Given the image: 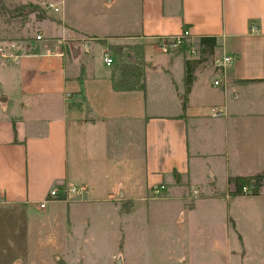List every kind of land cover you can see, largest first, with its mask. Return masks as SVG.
Wrapping results in <instances>:
<instances>
[{
  "label": "crops",
  "instance_id": "obj_1",
  "mask_svg": "<svg viewBox=\"0 0 264 264\" xmlns=\"http://www.w3.org/2000/svg\"><path fill=\"white\" fill-rule=\"evenodd\" d=\"M54 1H62L61 11L50 9L33 50L0 59V208L36 220L33 230L46 224L50 236L36 247L46 242L58 250L54 229L61 217L70 236L77 218L104 228L106 205L125 240L136 213L143 208L149 215V202L163 201V193L167 200L183 197L192 211L206 208V216L223 198L228 204L232 198H264L263 192L233 197L229 190L221 194L191 182L194 157L234 158L240 171L228 179L264 171V0H86L75 7ZM186 27L198 41L215 36L221 56L235 59L213 82H193L184 111V63L173 53L158 56L154 43ZM136 45L144 52L145 89H126L119 86L122 51L116 49ZM105 54L115 59L112 66ZM164 61L177 101L171 114L163 108V83L152 92L148 82V72L163 69ZM175 65L181 66L178 80ZM217 79L220 85H214ZM160 186L166 187L160 196L149 198ZM55 188L85 194L41 209ZM195 189L197 196L187 191Z\"/></svg>",
  "mask_w": 264,
  "mask_h": 264
},
{
  "label": "rangeland",
  "instance_id": "obj_2",
  "mask_svg": "<svg viewBox=\"0 0 264 264\" xmlns=\"http://www.w3.org/2000/svg\"><path fill=\"white\" fill-rule=\"evenodd\" d=\"M14 1L41 3L18 4L11 0H0V48L3 47L16 54L33 50L35 41L38 40L37 35L43 33L41 23L43 20H39V15H46L44 20L47 21L48 12L52 10L47 5L52 0ZM43 1L46 3L42 4ZM66 1L68 5L75 7L85 3L86 0ZM35 4L40 5V8H36ZM54 21L52 19V22ZM165 43L174 45L175 40L173 37H161L154 43L155 48L161 51L157 55L164 58L167 55L163 54L161 49ZM192 46L191 41L185 40L182 44L170 48L173 55L183 61L184 66L187 59L194 62L195 80L201 78L213 82L221 73L219 66L221 53L218 49H215L214 53H202L198 45L196 53H192ZM143 54L140 45L123 49L117 55V63L120 67L134 63L140 67L139 69H143V66H140ZM162 64L163 69L158 68L148 72V82L152 92L158 90L163 83V95L167 94V99L165 95L163 97V102H167L166 105L163 104V108L169 111L166 112L167 114H171L174 113L177 101L175 96H172L174 86L171 85V73L167 71L166 62ZM178 66L175 65L171 69L172 75L177 80L182 72L181 66ZM184 76H186L185 70ZM119 77L120 80L122 70ZM151 97L150 101H154L152 94ZM190 135L191 140L194 141L192 131ZM203 138L205 137L201 139ZM201 148L209 153L208 146L201 145ZM191 165L194 169V174L191 176L192 186L199 185L207 190L216 189L221 194L229 190V195L233 187L228 184V176L240 171L234 158L231 162H226L225 157L221 160L207 158L203 161H197L194 157ZM140 177L143 176L139 175L136 187L142 191L141 182L144 177ZM214 179L215 182L212 183ZM246 189L247 192L250 190ZM195 190L187 191L190 195L191 193L199 195ZM151 195L149 194V198H153V190ZM164 198L163 193V201L149 202L151 204L149 215L143 208L136 213L134 228L130 233H126L125 240L115 225L117 220L113 219L112 223L114 213L108 205L104 208L110 218L106 219L104 228H100L94 222L90 226L85 225L82 219L77 218L70 236L65 227V219L58 218L59 221L56 220L58 225H55L54 229L60 238L55 247L58 250H54L46 242L43 247H36V241H44L50 236L46 224L45 226L40 224L38 229L33 230L36 220L29 221L28 217L17 212L7 213L2 207L0 208V264H118V259V261L122 260L121 264H264V198H232L229 204L223 198L219 203H214L213 208H209L211 210L209 216H206V208L190 210L184 205L186 199L184 200L183 197L168 200ZM34 212L38 215L51 214L50 210L35 209ZM82 216L83 219L86 218L85 214ZM231 218L236 226L233 221L230 222ZM58 256L61 259L55 260Z\"/></svg>",
  "mask_w": 264,
  "mask_h": 264
},
{
  "label": "trees",
  "instance_id": "obj_3",
  "mask_svg": "<svg viewBox=\"0 0 264 264\" xmlns=\"http://www.w3.org/2000/svg\"><path fill=\"white\" fill-rule=\"evenodd\" d=\"M33 5V4H31ZM20 7V6H19ZM36 8H40V5L35 4ZM46 19V15H39V20ZM199 45L202 53L212 52L214 53L217 47V39L215 36H201L199 38ZM118 52L122 51V48L116 49ZM193 61L187 59L185 61V95L183 97V110L187 109L188 95L191 91L193 82L195 81L194 70L195 66ZM128 72V73H127ZM130 74V75H129ZM141 76V77H140ZM141 79H140V78ZM119 86L126 89L134 88V84L139 88L145 89L144 73L140 71L139 67L134 64L125 65L122 68V77L119 81ZM228 184L233 187L230 195L233 197H257L262 195L264 191V171L250 176H233L229 177ZM244 188H249L248 192L244 191Z\"/></svg>",
  "mask_w": 264,
  "mask_h": 264
},
{
  "label": "built area",
  "instance_id": "obj_4",
  "mask_svg": "<svg viewBox=\"0 0 264 264\" xmlns=\"http://www.w3.org/2000/svg\"><path fill=\"white\" fill-rule=\"evenodd\" d=\"M61 5L62 2H49L48 3V8L54 9L55 11H61ZM257 28L254 27L253 30H256ZM175 40V44L174 45H179L182 44L185 40H189L191 41V43L193 44L192 46V53H196L197 50V45L200 48L199 45V41L196 40L195 36L192 35V33L190 32L189 28H185L183 29V32L179 35H176L173 37ZM37 39H43V35L42 34H38L37 35ZM174 45H169L167 43L162 45V52L164 53H172L171 52V46ZM16 54L9 52L8 50H6L5 48L1 47L0 48V58H16ZM105 59V63L108 66H112L114 64V59L112 56H110L109 54H105L104 56ZM234 57L233 56H223L219 66H220V70H222L223 68H225L227 65L231 64L234 61ZM221 81L220 79H217L214 81V85H220ZM217 116H219L220 114H216ZM166 189L165 186H160L159 188H155L153 189V195L156 197L160 196L161 192L164 191ZM245 192H247V189H244ZM196 193L197 190H195ZM85 194V190L81 189V188H55L53 189L49 195L47 196V198L40 204V208L41 209H45L49 204L52 203H68L71 200L72 196H80L82 197Z\"/></svg>",
  "mask_w": 264,
  "mask_h": 264
}]
</instances>
